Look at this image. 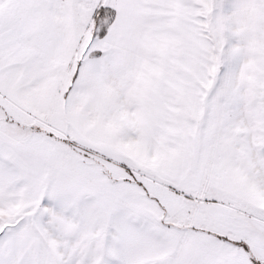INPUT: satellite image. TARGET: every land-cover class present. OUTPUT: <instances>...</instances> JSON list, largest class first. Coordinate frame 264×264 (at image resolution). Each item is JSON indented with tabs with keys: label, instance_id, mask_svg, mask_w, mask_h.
<instances>
[{
	"label": "snow or ice",
	"instance_id": "snow-or-ice-1",
	"mask_svg": "<svg viewBox=\"0 0 264 264\" xmlns=\"http://www.w3.org/2000/svg\"><path fill=\"white\" fill-rule=\"evenodd\" d=\"M0 264H264V0H0Z\"/></svg>",
	"mask_w": 264,
	"mask_h": 264
}]
</instances>
